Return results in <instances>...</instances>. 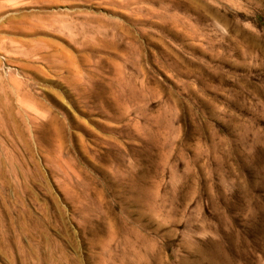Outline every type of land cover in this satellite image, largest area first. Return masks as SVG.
Wrapping results in <instances>:
<instances>
[{
  "label": "rangeland",
  "instance_id": "obj_1",
  "mask_svg": "<svg viewBox=\"0 0 264 264\" xmlns=\"http://www.w3.org/2000/svg\"><path fill=\"white\" fill-rule=\"evenodd\" d=\"M0 264H264V0H0Z\"/></svg>",
  "mask_w": 264,
  "mask_h": 264
},
{
  "label": "bare ground",
  "instance_id": "obj_2",
  "mask_svg": "<svg viewBox=\"0 0 264 264\" xmlns=\"http://www.w3.org/2000/svg\"><path fill=\"white\" fill-rule=\"evenodd\" d=\"M129 259V258H128Z\"/></svg>",
  "mask_w": 264,
  "mask_h": 264
}]
</instances>
